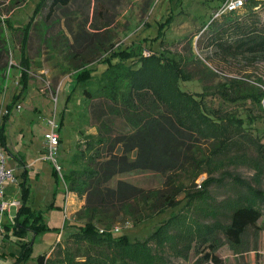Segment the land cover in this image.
Listing matches in <instances>:
<instances>
[{
  "label": "trees",
  "instance_id": "obj_1",
  "mask_svg": "<svg viewBox=\"0 0 264 264\" xmlns=\"http://www.w3.org/2000/svg\"><path fill=\"white\" fill-rule=\"evenodd\" d=\"M16 1L22 3L24 0ZM171 1L176 4L180 0ZM73 2L74 0H41L33 19L26 26L12 32L19 35L20 90L7 104L4 115H0V143L10 154L7 147V126L17 102L26 96L30 86L31 60L28 51L35 18L49 6L47 17L51 19L57 10L66 9ZM263 12L264 0H248L237 11L212 19L200 35L199 44L205 43L206 50L211 51L218 60L264 62ZM3 23L0 14V43H3L0 47V60L4 58V53L9 52ZM170 23L172 18L167 20V26ZM109 25L103 23L104 29ZM37 27L38 25L35 26L36 29ZM8 28H12V25L9 24ZM43 28L45 32L51 29L47 19ZM161 35L159 33L156 39ZM111 39V36H98L97 44L85 56L76 53L71 55L73 60L81 61L74 66V80L76 86L83 89L87 101L101 99L107 102L106 113L112 118L123 119L131 132L115 138L111 123L101 121L98 133L86 136L84 146L72 157L71 162L80 168L70 169L63 177L69 192L80 198L86 197V203L79 214L86 221L72 235L74 247L60 250V264H138L139 261L146 260L151 253L148 243L158 238L164 227L173 225L178 215L165 221L143 242H131L126 236L115 237L111 233L102 234L100 228L109 229L128 217L140 222L178 205L177 197L180 193L186 192L189 196L192 192L175 184L173 175L176 172L186 171L189 166L197 171L194 173L196 180L203 173L212 174L213 166L224 162L244 163L255 171L257 187L241 178L233 179L237 189L225 204L229 208V218L222 228L227 243L236 253L248 251L251 246L249 233L254 231L257 241L262 229L258 225L263 216L261 206L264 205V192L260 189V182L264 178L262 139L252 125L246 126L243 118L220 109L205 111L201 99L194 98V103L189 108V100L193 97L181 89L180 83L195 80V76L187 72L182 60L167 59L162 62V57L157 55L146 58L139 47H115ZM102 52L106 55L102 58L105 69L96 76L89 67ZM135 61L140 65L138 68L132 66ZM14 64L13 62L12 65ZM9 68L6 63L0 67V95L4 93ZM219 88L212 94H217L224 101L252 99L260 105L264 100L263 91L246 81L232 80L229 86L221 84ZM203 89L207 91L211 87L204 86ZM195 95L205 98L206 92ZM70 96L67 103L70 102ZM64 119L63 112L59 122L60 132ZM198 140L211 142L210 155L199 156V148L195 145ZM117 145V153L114 151L116 154L111 158L100 162L104 156L103 150L113 152ZM53 168L56 184L59 185L61 178L56 168ZM147 172L165 175L170 188L145 192L124 181H119L116 188L109 185L116 175ZM26 174L27 172L23 175L25 178ZM217 182L218 179L213 178L206 180L203 184L205 193L209 186ZM21 187L22 205L14 222L4 226V231L23 240L20 242V252L12 264H26L33 254L36 237L57 229L49 226L43 212L30 204L31 189L25 181L21 183ZM141 202L144 204V213L141 211ZM209 230L218 231L216 227L208 226ZM58 232H61L60 229ZM30 234L33 235L32 239L26 241ZM196 243L201 248L200 253H203L204 248H210L206 258L218 262L214 255L219 244L213 237L202 232ZM45 257L46 255L39 256L38 263L44 264Z\"/></svg>",
  "mask_w": 264,
  "mask_h": 264
},
{
  "label": "rangeland",
  "instance_id": "obj_2",
  "mask_svg": "<svg viewBox=\"0 0 264 264\" xmlns=\"http://www.w3.org/2000/svg\"><path fill=\"white\" fill-rule=\"evenodd\" d=\"M40 1L24 0L17 3L16 0H0L4 36L9 43V52L4 53L0 67L4 63L10 66L6 73L4 93L0 95L1 116L6 112V106L12 100V96L20 90L19 35L12 32L26 26L33 19ZM223 1L180 0V4L179 2L173 4L171 0H74L68 8L57 10L51 19L47 17L49 6L35 18L28 51L31 60L30 86L26 96L19 100L17 107L13 109L6 134L10 150L15 155L20 153L24 156L27 166L40 163L37 166L40 173L36 174L39 176L41 174V178L37 182L33 180L34 206L43 211L52 228L59 227L36 237L33 255L27 264H39V256L47 254L50 255L47 264H60L62 259L60 250L74 247L72 235L78 232L86 221V218L79 215L84 206L78 210V205H73L76 207L73 213L67 210L66 222L63 212L49 209L56 183L53 175L54 166L44 159L46 149L43 135L44 129L48 127V120L55 115L60 122L62 112L65 113L57 159L62 174L69 172L70 169L80 168L71 162L72 157L84 146L86 136L98 133L101 121L111 123L115 138L131 132L123 119L112 118L106 113L107 102L101 99L87 101L83 89L76 86L74 66L81 61L73 60L71 55L76 53L85 56L86 52L97 44L98 36L100 38L111 36L115 47L118 45L135 49L139 47L146 58L157 55L162 57V62L167 59L182 60L187 72L195 76V80L180 83L181 89L193 97L189 100L188 107L191 108V103L197 98L201 99L205 111L220 109L243 118L246 120V126L252 125L264 143V100L260 105L252 99L228 102L217 94H212L220 89L221 84L229 86L232 80L246 81L252 86L259 87L264 93V62H250L244 59L218 60L213 57L211 51L206 50L205 43L199 44L200 35L215 13L220 10ZM170 18L172 23L167 26V20ZM46 19L51 26L48 32L43 28ZM7 22L12 28H8ZM103 23L110 25L104 29ZM161 28L163 29L160 31ZM159 33L162 35L157 40ZM2 45L3 43H0V47ZM104 55L105 52H102L89 67L94 70L96 76L105 69L102 62V58L106 56ZM132 66L138 68L140 65L135 61ZM209 70L214 72V75ZM204 86L211 89L206 91L203 89ZM203 92H206L205 98L195 95ZM69 96L71 99L67 103ZM195 145L199 148L197 153L200 157L210 155L211 142L198 140ZM117 148L118 145L113 152L103 150L104 156L100 162L111 158L115 152L117 153ZM16 163L17 160L11 157L9 164L15 166ZM195 172H197L195 169L192 170L188 166L186 171H178L173 175L175 184L188 190L187 192H192L191 195L187 196L186 192L180 193L177 197L178 205L140 222L128 217L113 224L111 228L117 226L123 228L114 234L115 237L126 236L131 242H143L165 221L178 215L173 225L164 227L160 236L148 243L151 253L146 260H141L138 264H264V205L261 206L263 216L258 222L262 229L257 241L255 232L249 233L251 246L248 251L236 253L222 232L229 218V208L225 204L237 189L236 181L233 182V179L241 178L257 187L255 171L244 163L224 162L214 165L212 174L203 173L196 180ZM209 178L218 179V182L209 186L205 193L203 184ZM112 180L109 185L113 188H116L119 181L130 183L145 192L170 188L166 176L154 172L119 174ZM260 183V189L264 192V178ZM59 184L65 188L63 182ZM9 193L13 194L10 190ZM76 199L78 202L82 199L86 202V197L77 196ZM140 206L144 213L143 202ZM7 219V216L4 217V220ZM208 226L216 227L218 231H208ZM59 229L62 231L60 241ZM200 230L205 235L213 237L219 244L214 255L218 262L206 258L210 248H204L203 253H200L201 248L196 243L198 235L201 236L202 233ZM32 236L30 234L28 239ZM2 242L0 235V248ZM15 242L9 243H12L14 251L17 252ZM12 261L0 258V264H12Z\"/></svg>",
  "mask_w": 264,
  "mask_h": 264
},
{
  "label": "crops",
  "instance_id": "obj_3",
  "mask_svg": "<svg viewBox=\"0 0 264 264\" xmlns=\"http://www.w3.org/2000/svg\"><path fill=\"white\" fill-rule=\"evenodd\" d=\"M44 130L46 131V128ZM45 131H44V133H45ZM43 137H44V135H43ZM7 147L9 148V146H7ZM9 150H10V148H9ZM7 153L9 155L8 166L10 168H13L15 170V172H14V174H15V180L14 181H11V182H8L6 184V199H12V198L17 199V200L20 201V203L22 205V187H21V183L25 181L26 182V185L28 187H30V189H31V200H30V204L35 209H37L34 206L35 197L33 195V191H34L33 180L35 179V181L37 182L41 178V174H40V176L38 174H36V173H40L37 170V168H38L37 166L40 163L36 164L35 166H31V165L30 166H27L26 161H25V157L22 156L20 153L18 155H15L12 151H11V154L9 152H7ZM11 157L17 160V163H16L15 166H11L9 164V161H10ZM25 172H27V174H26L27 178H25L23 176L25 174ZM54 180H55V178H54ZM55 183H56V181H55ZM18 187H19V191H18ZM53 189H54V193H53V197L51 198L52 201H51V205H50V208L49 209H52V210L58 211V212H63L65 222L67 221V219L65 218V215H66L65 214V211H64L65 208H68V210L70 211V213H73L74 209L76 208V207H73V205H76L77 204L78 205V208L77 209L79 210L86 203L84 199H82L81 201L78 202L77 199H76V197H77L76 194L75 193H72V192H67L65 190V188L63 189L61 187L60 184L59 185L55 184V187H53ZM62 189L64 190V192H63ZM9 190L13 193L12 195L9 193ZM55 191H56V194H55ZM21 205H20V207H21ZM20 207H14V208H12L10 210V212H8L4 216L5 218L7 216L8 219L7 220H4V217L2 219V222H3V232L2 233H4V234L2 235V233L0 231V235H1V238H2V241H3L2 244H1V248H0V258L5 259V260H15L16 256L20 252V242L23 241V240L15 237V236H13L12 233H8L7 231H4V226H9L11 223L14 222V219L16 217V213H17V211L19 210ZM37 210H40V209H37ZM43 215H44V213H43ZM44 218L46 220L45 215H44ZM46 223L50 226V223H48L47 220H46ZM58 227L59 226H56V227H53V228H58ZM60 236H62V231L59 233V237H58V240L59 241H60ZM32 237L30 239L27 238L26 241L31 240ZM10 241H14V242L16 241L15 242L16 243V247L15 248L17 249V252L14 251V248H13L12 243H9ZM4 255H6V256H4ZM46 256H49L50 257L49 254H47Z\"/></svg>",
  "mask_w": 264,
  "mask_h": 264
},
{
  "label": "built area",
  "instance_id": "obj_4",
  "mask_svg": "<svg viewBox=\"0 0 264 264\" xmlns=\"http://www.w3.org/2000/svg\"><path fill=\"white\" fill-rule=\"evenodd\" d=\"M248 0H224L220 10L215 13L214 18L216 19L224 13L234 12L238 9L242 8ZM44 143L46 149L45 160L50 161L53 166L56 168L61 181L64 184L65 190L68 191V186L64 181V177L62 174V168L58 164V155L59 149L61 146V136L59 131V122L54 115L51 119L48 120V127L44 133ZM9 155L5 148L0 143V231L3 232V217L10 212V210L14 207H20L21 203L17 199H6V184L8 182L15 180V170L8 166ZM67 210L65 208V218L67 219ZM123 228L122 227H113V228H100V233H111L116 234L119 233ZM49 256L45 257L44 264H47Z\"/></svg>",
  "mask_w": 264,
  "mask_h": 264
}]
</instances>
